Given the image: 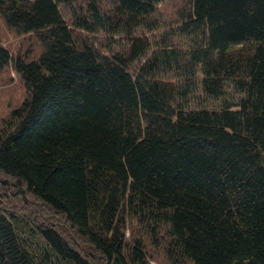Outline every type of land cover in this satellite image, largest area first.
Returning <instances> with one entry per match:
<instances>
[{
  "label": "trees",
  "instance_id": "obj_1",
  "mask_svg": "<svg viewBox=\"0 0 264 264\" xmlns=\"http://www.w3.org/2000/svg\"><path fill=\"white\" fill-rule=\"evenodd\" d=\"M72 1L0 0L43 44L0 45L28 92L0 126L2 183L69 228L0 200V264H150L133 218L170 264H264V0H187L167 21L158 0H85L68 24Z\"/></svg>",
  "mask_w": 264,
  "mask_h": 264
},
{
  "label": "rangeland",
  "instance_id": "obj_2",
  "mask_svg": "<svg viewBox=\"0 0 264 264\" xmlns=\"http://www.w3.org/2000/svg\"><path fill=\"white\" fill-rule=\"evenodd\" d=\"M111 0H101V5L109 7ZM187 0H158L156 7V18L161 21H167L169 18H175L176 11L182 7ZM79 4H85V0H73L72 3H59L62 15L66 22L69 24L71 19L72 9L79 6ZM165 28V27H164ZM162 26L158 29H144L142 35L149 40L151 37L160 30L164 29ZM138 31V30H137ZM141 31V30H140ZM74 34L81 36L83 39L92 41L93 45L100 49L102 52L108 53L110 50L116 51L119 48V44L112 42L110 47L106 44V34L102 31H97L94 34L86 33L85 31L74 28ZM79 37V38H81ZM125 41V42H124ZM123 43L128 46L127 39L124 38ZM117 44V45H116ZM0 45L5 46L10 54L21 55L25 60H32L37 58L43 49V44L34 31H21L15 26L8 25L3 15L0 13ZM27 88L24 80L19 76L9 62L0 67V126L10 116L12 109L21 105L23 99L27 96ZM3 178L0 176V200L5 203L6 206L12 205L15 208L21 207L19 201L23 198L28 204V210L30 215L35 217L38 221L44 223H58L59 227H62L66 231H69L63 217L57 216L56 213L48 209L45 205L33 201L31 196L16 194L14 186L10 184H3ZM24 209L21 210V212ZM56 214V215H55ZM149 231V228L139 223L136 219L127 221L125 225V236L128 242L134 241V239H140L144 250L146 252L147 260L150 264H170V260L166 254V245L164 242H158L157 237Z\"/></svg>",
  "mask_w": 264,
  "mask_h": 264
}]
</instances>
